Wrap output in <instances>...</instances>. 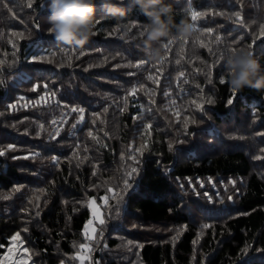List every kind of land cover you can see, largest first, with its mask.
Masks as SVG:
<instances>
[{"label": "trees", "instance_id": "16d2710c", "mask_svg": "<svg viewBox=\"0 0 264 264\" xmlns=\"http://www.w3.org/2000/svg\"><path fill=\"white\" fill-rule=\"evenodd\" d=\"M50 3L0 0V264H264V91L227 71L264 72V0H165L194 33L157 60L128 0L82 46Z\"/></svg>", "mask_w": 264, "mask_h": 264}, {"label": "clouds", "instance_id": "9594fccd", "mask_svg": "<svg viewBox=\"0 0 264 264\" xmlns=\"http://www.w3.org/2000/svg\"><path fill=\"white\" fill-rule=\"evenodd\" d=\"M130 8L138 7L149 22L144 26V45L150 60L160 56L158 48L151 45L165 38L188 39L194 33L190 23L181 20L175 24L172 17V6L165 0H128ZM97 4L114 19L126 16V10L120 6L119 0H51L49 32L56 41L69 46H82L95 35ZM175 28V35L172 29ZM229 85L233 91L251 88L264 91V72L258 58L252 51L239 49L227 58Z\"/></svg>", "mask_w": 264, "mask_h": 264}, {"label": "rangeland", "instance_id": "374dc122", "mask_svg": "<svg viewBox=\"0 0 264 264\" xmlns=\"http://www.w3.org/2000/svg\"><path fill=\"white\" fill-rule=\"evenodd\" d=\"M89 206H90V213L91 217L90 219L84 224L83 231L86 235L90 236L92 234V231L94 229V223L100 219L101 211L98 208V205H96L92 199L88 200ZM10 250H12L11 247L6 250V252L3 254H7ZM9 258V257H8Z\"/></svg>", "mask_w": 264, "mask_h": 264}, {"label": "snow or ice", "instance_id": "6c2138e0", "mask_svg": "<svg viewBox=\"0 0 264 264\" xmlns=\"http://www.w3.org/2000/svg\"><path fill=\"white\" fill-rule=\"evenodd\" d=\"M189 3H190V0H189ZM197 15H198V14L195 13V12L192 13L193 20L196 19ZM97 23H99V21H97ZM262 28H264V26H262ZM209 31H211V30L209 29ZM33 59L35 60V58H33ZM140 63H143V61H141ZM181 75H182V74H181ZM222 82H223V81H222ZM134 92H135V89H133V94H134ZM208 102H209V103H212L211 100H209ZM232 103H233V99L230 98V99L228 100V104L231 105ZM73 111H75V109H73ZM80 111L82 112L83 109H81ZM149 127H150V125H149ZM169 147L171 148V144L169 145ZM0 154H2V153H0ZM134 171H135V169H133V172H134ZM129 176H131V173H129ZM125 185H128V181H127V180L125 181ZM100 222L103 223L102 220H101ZM206 227H207V226H206ZM11 239H12V240H18V239H19V234L13 236ZM80 248H81V249H84V248H85V245H84V244H81V245H80Z\"/></svg>", "mask_w": 264, "mask_h": 264}]
</instances>
